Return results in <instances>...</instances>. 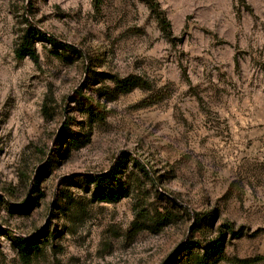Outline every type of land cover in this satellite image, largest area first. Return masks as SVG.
I'll list each match as a JSON object with an SVG mask.
<instances>
[{"label":"rangeland","instance_id":"obj_1","mask_svg":"<svg viewBox=\"0 0 264 264\" xmlns=\"http://www.w3.org/2000/svg\"><path fill=\"white\" fill-rule=\"evenodd\" d=\"M156 1L172 39L141 0H0V264H186L226 223L245 234L228 258L264 256V0ZM25 19L82 57L38 38L39 62L18 60ZM103 74L151 87L101 99ZM125 155L121 199L98 200L85 177ZM156 211L177 217L155 231ZM37 235L24 262L16 239Z\"/></svg>","mask_w":264,"mask_h":264},{"label":"trees","instance_id":"obj_2","mask_svg":"<svg viewBox=\"0 0 264 264\" xmlns=\"http://www.w3.org/2000/svg\"><path fill=\"white\" fill-rule=\"evenodd\" d=\"M144 1L150 8V10L156 16L158 23L161 27L162 32L168 39H172V28L166 13L161 8L160 4L156 0H141ZM102 0H96V7L101 5ZM26 28L20 37L19 43L16 47L15 54L18 60H23L29 58L34 63L39 62V54L36 48V42L38 38H43L45 41L49 42L54 47H61L63 50L71 53L75 56L82 57L81 52L71 45H61L56 39L51 36H45L37 28H35L28 19H25ZM89 78L83 87L85 88L90 83ZM103 82L106 83V79L109 80L110 86H102L98 88L99 98H104L106 100L112 101L117 99L122 95H126L134 91L135 89H149L150 84L143 78L127 76L120 77L115 74L105 75L103 74ZM82 87V89H83ZM81 89V90H82ZM84 111L89 116V119L93 123L104 122L106 119V114L100 112L96 109V106L90 102L86 101L84 104ZM67 126L65 129L67 130ZM65 133V132H64ZM64 133L60 135V140L63 138ZM91 141V135L88 134L84 138L72 135L68 139V145L75 149L83 147L85 144ZM129 155L123 156L119 162L111 168L107 173L101 175H89L85 177L84 181L88 184H93L95 187L94 196L102 202H117L122 197L123 185L122 180L119 175L123 172L124 165H126L125 158ZM135 164L143 171L147 172L146 168L137 160H134ZM49 166L47 165V169ZM39 180L34 183L35 192L39 191ZM173 207V211L178 213L177 209L181 208L175 201H167ZM19 213H26L28 205L21 207L20 209L14 208ZM64 211V209H60ZM184 212L185 210L182 209ZM176 214L162 213L156 211L154 215L151 216L150 224L153 230H160L162 227L168 225L176 219ZM195 222L194 225L198 227L202 219L194 214ZM140 228L136 229L135 233H138ZM244 231L242 229L236 230L234 225L226 223L223 224L216 236L209 240H188L183 248V253H187L188 262L186 264H219L222 261H230L235 264H257L264 261V256H256L251 259H238V258H228L225 253L226 243L230 238H241L243 237ZM255 236V235H253ZM40 238L46 240L48 236H34L30 238H17V249L20 257L24 262H29L33 257L38 256L42 253L43 248L41 247L42 242Z\"/></svg>","mask_w":264,"mask_h":264}]
</instances>
